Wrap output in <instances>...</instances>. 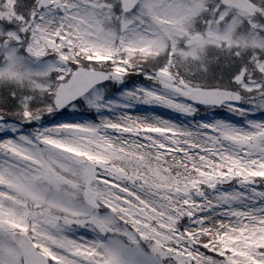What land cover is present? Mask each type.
Masks as SVG:
<instances>
[{"label":"snow or ice","instance_id":"obj_1","mask_svg":"<svg viewBox=\"0 0 264 264\" xmlns=\"http://www.w3.org/2000/svg\"><path fill=\"white\" fill-rule=\"evenodd\" d=\"M0 264H264V0H0Z\"/></svg>","mask_w":264,"mask_h":264}]
</instances>
